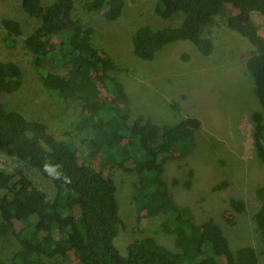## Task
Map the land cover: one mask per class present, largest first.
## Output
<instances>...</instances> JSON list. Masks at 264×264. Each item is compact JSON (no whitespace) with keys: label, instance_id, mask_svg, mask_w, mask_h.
<instances>
[{"label":"trees","instance_id":"obj_1","mask_svg":"<svg viewBox=\"0 0 264 264\" xmlns=\"http://www.w3.org/2000/svg\"><path fill=\"white\" fill-rule=\"evenodd\" d=\"M73 4L74 0H20L21 10L38 18L39 25L24 32L15 20L0 22L3 45L13 48L22 39L44 89L58 100L76 98L82 104L81 116L72 128L55 134L46 124L6 107L3 97L19 87L22 72L16 63L0 61V150L54 188L49 198L21 169L0 170V234L12 235L20 246L9 263L54 264L60 259L63 264H258L252 246L232 253L221 226L210 216L198 219L192 207L175 202L162 179L166 161H180L191 153L200 121L191 116L173 126H158L138 116L129 123L124 79L115 77L120 68L93 44L91 28L83 29L73 19ZM124 6V0H92L86 10L111 23L121 16ZM224 12L226 27L253 47L245 70L253 81L254 99L264 109V24L260 36L254 22L255 16L264 21V0H157L154 14L159 19L181 15V21L171 27L135 29L132 55L148 62L165 46L187 43L208 57L214 45L203 30ZM100 88L111 99L109 104L99 98ZM251 122L261 172L253 192L258 202L253 220L264 241L262 115L253 113ZM91 155L98 157L102 167L89 163ZM111 165L136 174L132 199L151 230L173 238V249L150 235L117 246L124 223L116 186L104 172ZM183 187L189 188L188 180ZM220 187L226 186L216 189ZM243 210L241 201L230 200L224 220L231 223Z\"/></svg>","mask_w":264,"mask_h":264},{"label":"rangeland","instance_id":"obj_2","mask_svg":"<svg viewBox=\"0 0 264 264\" xmlns=\"http://www.w3.org/2000/svg\"><path fill=\"white\" fill-rule=\"evenodd\" d=\"M90 1L74 0L71 14L83 29L91 28L93 44L108 53L120 68L115 77L124 79L130 101L129 123L138 116L158 126H173L191 116L200 121L189 156L180 161L168 160L163 165L162 179L171 198L192 207L198 219L212 217L223 229L232 253L250 245L258 264H264V241L253 220L258 209L253 192L260 182L261 172L253 148L251 122L253 113H260L264 122V109L254 99L253 81L245 70V61L253 47L226 27L227 12H224L203 30V36L210 38L214 45L208 57L199 55L190 44L176 43L165 46L153 60L141 61L132 55L134 30L144 25L176 26L182 16L161 20L154 14L157 0H124L121 16L109 23L100 15L92 16L87 12ZM5 18L17 21L24 32L39 25L38 18L21 10L20 0H0V22ZM254 22L261 36L264 21L255 16ZM2 37L0 25V61L14 62L22 72L19 87L3 97L6 107L46 124L57 135L70 130L81 116V102L76 98L58 100L53 97L38 81L33 56L22 46V39L19 38L13 48H6ZM99 98L106 104L111 101L101 88ZM89 163L97 169L102 167L95 155L89 157ZM15 169H21L33 186L49 198L54 195L49 181L0 150V170ZM104 172L116 186L118 212L124 223L117 246L120 248L150 235L173 249V238L151 230L144 221L142 209L132 199L137 186L136 174L126 173L114 165L105 167ZM186 180L188 189L183 187ZM221 184L226 187L216 189ZM230 200L241 201L244 210L231 223H226L224 212L230 208ZM19 249L12 235L0 234V263L10 264V258ZM53 263L63 264L60 259Z\"/></svg>","mask_w":264,"mask_h":264}]
</instances>
